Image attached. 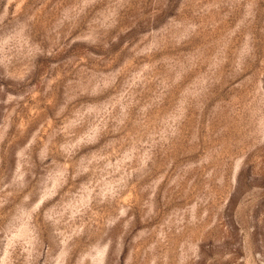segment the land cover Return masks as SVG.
I'll return each instance as SVG.
<instances>
[{"label": "rangeland", "instance_id": "374dc122", "mask_svg": "<svg viewBox=\"0 0 264 264\" xmlns=\"http://www.w3.org/2000/svg\"><path fill=\"white\" fill-rule=\"evenodd\" d=\"M0 264H264V0H0Z\"/></svg>", "mask_w": 264, "mask_h": 264}]
</instances>
